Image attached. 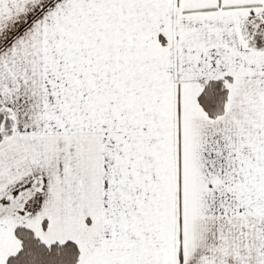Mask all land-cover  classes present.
<instances>
[{
  "label": "snow or ice",
  "instance_id": "snow-or-ice-1",
  "mask_svg": "<svg viewBox=\"0 0 264 264\" xmlns=\"http://www.w3.org/2000/svg\"><path fill=\"white\" fill-rule=\"evenodd\" d=\"M0 264H264V0H0Z\"/></svg>",
  "mask_w": 264,
  "mask_h": 264
}]
</instances>
